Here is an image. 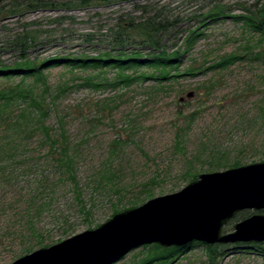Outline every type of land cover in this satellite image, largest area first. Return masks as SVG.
<instances>
[{"label": "rangeland", "instance_id": "obj_1", "mask_svg": "<svg viewBox=\"0 0 264 264\" xmlns=\"http://www.w3.org/2000/svg\"><path fill=\"white\" fill-rule=\"evenodd\" d=\"M206 2L111 0L85 9L25 16V20L73 17L64 25L65 44L45 57L83 52L95 57L118 16L139 18L137 6L165 5L179 23L163 45L169 52L180 49L184 55L172 77L141 79L129 86L92 85L113 82L114 70L71 71L61 66L46 73L52 97L47 102H54L46 124L58 140L56 148L51 149L40 131L26 136L12 127L16 110L9 116L11 130H0L6 144L0 146V264H11L94 230L115 214L178 192L195 181L194 175L264 162V59L257 55L264 51V39L232 18L220 19L203 27L205 35L185 53L186 32L196 27ZM237 2L224 0L232 15L241 13ZM141 48L148 53L147 47ZM230 54L240 58L227 69L213 67ZM191 68L200 69L191 74ZM143 71L148 76L153 73ZM89 78L94 79L86 84ZM4 84L0 81V87ZM39 89L43 91L44 86ZM61 125L74 158L76 181L59 161L64 144L59 138ZM77 192L85 210L76 199ZM206 245L196 243L169 264H207ZM148 246L115 264H139L149 254ZM252 246L228 245L229 254L221 264H264V256Z\"/></svg>", "mask_w": 264, "mask_h": 264}, {"label": "trees", "instance_id": "obj_2", "mask_svg": "<svg viewBox=\"0 0 264 264\" xmlns=\"http://www.w3.org/2000/svg\"><path fill=\"white\" fill-rule=\"evenodd\" d=\"M117 1L132 2L135 0ZM110 2L111 0H0V81H5V84L0 87L1 131L11 130L9 116L16 110L18 111L17 116L10 120L12 127L20 129V133L23 132L26 136L40 131L44 134L45 140L51 142V149L56 148L58 140L51 136V128L46 124L50 115V106L54 104L52 100L50 103L47 102L52 97L46 73L57 67L64 66L71 71L89 69L101 72L115 71L113 82L104 80L106 83L92 84L96 88L106 85L117 87L121 84L129 86L141 79L163 80L172 77L171 73L178 69L184 52L180 49L169 52V47L163 45L164 38L171 35L170 32H173L179 23L178 18L173 19L168 14L170 11L165 5L137 6L138 11L141 12L139 18L118 16L109 35L102 40V50L95 57H89L84 52L80 55L45 57L51 49L65 44L68 35L64 25L73 20V17L59 16L46 17L44 20H25V16L30 13L72 11ZM206 4L204 12L197 20L196 27L186 32L187 50L185 53L205 35L202 31L203 27L209 22H217L220 19L232 18L235 22L241 23L249 32L264 39V0H249V2L238 0L236 4L241 13L235 15H232V9L224 4V0H208ZM176 45L173 44V46ZM141 47H147L148 53L145 54ZM257 55L264 59V51ZM5 57L7 60L3 59ZM239 58L240 56L232 54L223 56L213 67L227 69ZM145 69L153 70V73L148 76L143 71ZM199 69L191 68L188 71L193 74ZM17 79L19 82L16 84L13 81ZM93 79H86L85 83H92ZM39 85L44 86L41 92H39ZM30 122L35 126H31ZM4 127L7 129L5 130ZM60 129L59 138L64 144L60 147L59 161L66 167L72 180L76 181L73 173L74 158L68 150L66 142L68 138L64 125H61ZM0 146L1 148L6 146L2 139H0ZM238 166L239 164L235 165V167ZM197 178L198 175L193 176V180ZM75 186L78 188L77 183ZM76 199L85 210L79 192H77ZM253 214L255 212L250 210L239 213L225 226L224 232H229L234 224ZM196 243L198 242L185 247L171 248H162L156 244L148 246L149 254L139 264L174 263ZM226 247L228 246L219 244L206 245L207 264H221L223 258L229 254V249L226 252ZM252 247L251 249L264 256V244H253Z\"/></svg>", "mask_w": 264, "mask_h": 264}, {"label": "water", "instance_id": "obj_3", "mask_svg": "<svg viewBox=\"0 0 264 264\" xmlns=\"http://www.w3.org/2000/svg\"><path fill=\"white\" fill-rule=\"evenodd\" d=\"M246 210L256 213L224 233V227ZM263 211L264 162L205 173L178 192L115 214L94 230L11 264H115L133 250L152 244L162 248L193 242L264 244Z\"/></svg>", "mask_w": 264, "mask_h": 264}]
</instances>
